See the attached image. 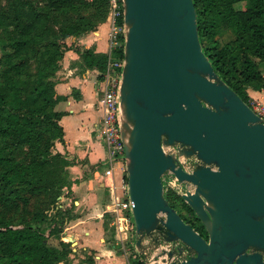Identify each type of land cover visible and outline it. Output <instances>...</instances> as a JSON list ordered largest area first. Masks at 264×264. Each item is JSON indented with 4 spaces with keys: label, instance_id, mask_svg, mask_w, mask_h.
Segmentation results:
<instances>
[{
    "label": "water",
    "instance_id": "water-1",
    "mask_svg": "<svg viewBox=\"0 0 264 264\" xmlns=\"http://www.w3.org/2000/svg\"><path fill=\"white\" fill-rule=\"evenodd\" d=\"M122 3L119 117L136 249L148 258L159 235L183 246L162 251L166 264H264V120L205 54L194 0ZM166 176L194 188L183 199L209 241L169 204Z\"/></svg>",
    "mask_w": 264,
    "mask_h": 264
},
{
    "label": "trees",
    "instance_id": "trees-1",
    "mask_svg": "<svg viewBox=\"0 0 264 264\" xmlns=\"http://www.w3.org/2000/svg\"><path fill=\"white\" fill-rule=\"evenodd\" d=\"M194 3L205 54L217 74L251 106L248 90H264V0ZM240 3L245 6L237 9ZM37 5L47 11H39ZM109 11L110 0L14 2V28L7 33L13 51L0 59V65L7 66L0 75V264H70L72 249L64 241V231L73 217L68 209L59 208V198L69 186L70 161L54 151L56 142L64 140L60 125L64 113L55 107L66 98L57 95V81L48 79L46 71L57 74L58 67L53 66L62 61L66 40L92 31ZM117 24L124 28L123 15ZM226 35L232 38L226 41ZM116 41L111 57L122 61L124 32ZM34 45H43L38 51L43 71L37 79H24L26 53ZM75 50L84 70L106 71L109 55L79 46ZM25 150L26 161L19 158ZM34 200L41 207L32 209ZM50 210L53 214L48 215ZM50 239L59 241V247L50 246Z\"/></svg>",
    "mask_w": 264,
    "mask_h": 264
},
{
    "label": "crops",
    "instance_id": "crops-1",
    "mask_svg": "<svg viewBox=\"0 0 264 264\" xmlns=\"http://www.w3.org/2000/svg\"><path fill=\"white\" fill-rule=\"evenodd\" d=\"M242 4H237V9L244 8L245 4L239 7ZM111 30L109 12L106 20L92 31L67 39V50L57 72L55 91L66 99L55 107L56 111L64 113L60 121L64 140L56 142L54 151L70 161L69 186L59 198V208L68 209L73 217L64 231V241L70 243L72 249L70 264H91V261L92 264H133L130 256L113 248L112 211L117 201L128 198L127 172L120 157L110 158L97 132L102 120L98 107L101 72L84 70L75 50L79 46L109 55ZM248 95L264 105V90L249 89Z\"/></svg>",
    "mask_w": 264,
    "mask_h": 264
},
{
    "label": "built area",
    "instance_id": "built-area-1",
    "mask_svg": "<svg viewBox=\"0 0 264 264\" xmlns=\"http://www.w3.org/2000/svg\"><path fill=\"white\" fill-rule=\"evenodd\" d=\"M88 3L93 0H84ZM122 0H110L111 30V51L106 71L100 73L102 80L99 83L100 98L98 101L99 110L102 112L101 123L97 127L99 139L107 148L110 158H121L125 163L124 147L120 131V86L122 79L123 60H115L111 57L113 48L117 45V37L124 32L123 27L117 24L118 18L123 15ZM252 109L264 120V105L257 101H251ZM128 187V186H127ZM134 205L128 198L124 201H117L113 207V248L121 251L125 256L142 264H166L167 255L161 256L162 251L170 252L173 248L169 244L163 245L157 252L152 253L148 258L143 257L135 247L134 235L135 224L132 215Z\"/></svg>",
    "mask_w": 264,
    "mask_h": 264
},
{
    "label": "rangeland",
    "instance_id": "rangeland-1",
    "mask_svg": "<svg viewBox=\"0 0 264 264\" xmlns=\"http://www.w3.org/2000/svg\"><path fill=\"white\" fill-rule=\"evenodd\" d=\"M14 2L15 0H0V59H5L6 55L8 53H11L13 50L11 49L10 45L11 42L8 39L7 33L10 30H13L14 25ZM244 6V4L239 5V7ZM39 11L46 12L47 9L44 8L42 5H37ZM110 12V11H109ZM48 25L51 27V21L48 23ZM232 38V36H224V40L228 41ZM47 41L46 43H48ZM43 49V45H34L32 48L26 53V60L28 63V69L26 72V75L23 76L24 79H37L38 75L41 71H43V65L41 64L39 60V54L38 51H41ZM19 60H14V63L18 62ZM58 65H54L53 67H58V71L61 69L60 63H57ZM7 68L6 65H0V75L3 73V71ZM46 74L48 76V79H54L55 81L58 80V75L55 74V71L48 70L46 71ZM1 80V78H0ZM19 158L22 160H28L29 156L27 153V150L20 153ZM38 207H41L39 200H34L32 209H36ZM53 214L51 210L48 212V215ZM59 241L55 239H50L48 244L50 246H58ZM134 261V260H132Z\"/></svg>",
    "mask_w": 264,
    "mask_h": 264
},
{
    "label": "flooded vegetation",
    "instance_id": "flooded-vegetation-1",
    "mask_svg": "<svg viewBox=\"0 0 264 264\" xmlns=\"http://www.w3.org/2000/svg\"><path fill=\"white\" fill-rule=\"evenodd\" d=\"M179 161H180V165L185 170H187L186 168H188L189 170V168L193 165L192 161H184V160H179ZM164 189H165V196L169 201V204L175 206L174 209L179 213V215L182 217L184 222L191 225L206 241H209V233L206 227L203 225V223L195 214V212L189 207V205L183 199V195L188 191L193 192L194 188L188 185H182L181 187L176 186L171 182L170 176H166L164 178ZM155 238L159 239L160 242L159 248L165 244L164 239L161 238L159 235H155ZM146 245L150 246L155 244L146 240ZM169 245L173 248L174 251H177L183 247L178 242H173L170 243ZM256 253L262 254L260 251H256ZM185 256L189 258L191 255L189 254V252H185ZM263 260H264V254H263Z\"/></svg>",
    "mask_w": 264,
    "mask_h": 264
}]
</instances>
